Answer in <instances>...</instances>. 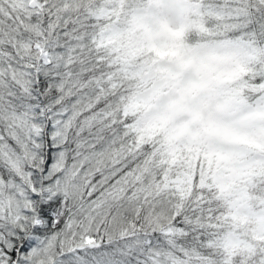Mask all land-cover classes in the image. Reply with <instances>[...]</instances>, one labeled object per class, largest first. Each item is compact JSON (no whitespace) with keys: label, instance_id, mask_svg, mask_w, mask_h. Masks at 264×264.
Returning a JSON list of instances; mask_svg holds the SVG:
<instances>
[{"label":"snow or ice","instance_id":"obj_1","mask_svg":"<svg viewBox=\"0 0 264 264\" xmlns=\"http://www.w3.org/2000/svg\"><path fill=\"white\" fill-rule=\"evenodd\" d=\"M0 264H264V0H0Z\"/></svg>","mask_w":264,"mask_h":264}]
</instances>
